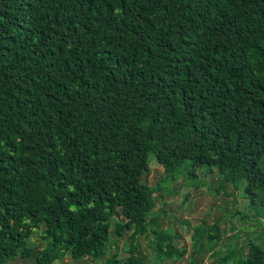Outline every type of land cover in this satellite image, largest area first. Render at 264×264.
<instances>
[{
	"label": "trees",
	"instance_id": "trees-1",
	"mask_svg": "<svg viewBox=\"0 0 264 264\" xmlns=\"http://www.w3.org/2000/svg\"><path fill=\"white\" fill-rule=\"evenodd\" d=\"M150 156L159 191L182 176L238 195L221 220L233 240L252 222L246 244L214 250L219 219V236L194 225L189 252L160 230ZM263 224L264 0H0V264L101 259L112 243L105 264H147L149 229L160 263L213 249L264 264Z\"/></svg>",
	"mask_w": 264,
	"mask_h": 264
},
{
	"label": "rangeland",
	"instance_id": "rangeland-1",
	"mask_svg": "<svg viewBox=\"0 0 264 264\" xmlns=\"http://www.w3.org/2000/svg\"><path fill=\"white\" fill-rule=\"evenodd\" d=\"M150 160L151 165L149 168V172L142 178V183H145L148 187L153 188L156 191L154 192L156 207L149 218H158L157 225L159 229L167 230V235L175 238V241H177V244L179 246H185L188 252L189 250H191L190 234L193 233L194 225L199 226L202 224L207 227L206 236L209 233L219 236V230L214 227L216 226V222L218 221V219L220 220V223L218 225L220 226V229L225 230V232L223 233L221 231V240L218 241L217 246H215L214 248V250H216L220 254L226 252L228 248H231L234 245H236L237 249L241 245L246 244L247 238L246 236H244L245 233L252 234L257 230L256 228L250 229L247 227V225H252V222L247 223L245 226H243L244 228H246L244 230L247 231H245V233L243 234V232L238 229L237 233L240 232L242 236H240L237 240H233L234 238H236V234H233L232 231L228 230V224L224 221L225 219L221 220L223 218L221 216L224 210L230 213H238L239 211H241V209H243L244 202L238 195L236 197L240 202H238L236 205L231 204V201L234 200L233 197H226L222 192L216 194L212 190L209 191V188L206 185L200 187L187 186L184 184L185 180L182 176L178 177L176 180L168 184L162 183L161 191H159V187L157 186V184L163 178H165L164 170L159 164L155 163V160L152 156H150ZM207 181L212 182L213 186L218 181V178L216 176H212V179H208ZM258 210L259 209L257 208L255 211H252V214H254ZM117 218L119 220L121 219L120 217ZM233 223L236 228L240 227V229H242V226L239 224L238 217L233 220ZM151 233V229H149L147 236L141 235L138 239L139 250L146 257L147 264H219L220 256L214 254L213 249H204L202 255L196 256L194 260H190L187 253L180 259L171 258L160 263L157 259L156 252L151 248ZM174 234H176V237H174ZM128 239L129 233L127 232L126 235L122 237L118 242L120 254H122L123 256L126 255V252H124V243H126ZM262 242H264L263 226L260 236V243ZM222 244H227L228 248L223 247ZM45 245L46 241L45 243L41 241L39 242L37 249H39V246L42 247ZM116 250L117 244L112 243L109 255L101 259L75 260L71 256H68L63 263L57 262L56 264H105V260L107 259V257L111 256ZM246 254L247 248L244 250V255ZM13 263L35 264L32 257L19 258L16 259Z\"/></svg>",
	"mask_w": 264,
	"mask_h": 264
}]
</instances>
